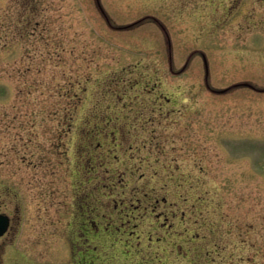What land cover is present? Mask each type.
Returning <instances> with one entry per match:
<instances>
[{
  "label": "rangeland",
  "instance_id": "rangeland-1",
  "mask_svg": "<svg viewBox=\"0 0 264 264\" xmlns=\"http://www.w3.org/2000/svg\"><path fill=\"white\" fill-rule=\"evenodd\" d=\"M0 208V264H264V0H0Z\"/></svg>",
  "mask_w": 264,
  "mask_h": 264
},
{
  "label": "flooded vegetation",
  "instance_id": "flooded-vegetation-1",
  "mask_svg": "<svg viewBox=\"0 0 264 264\" xmlns=\"http://www.w3.org/2000/svg\"><path fill=\"white\" fill-rule=\"evenodd\" d=\"M13 223V218H11L10 214L0 208V240L10 233Z\"/></svg>",
  "mask_w": 264,
  "mask_h": 264
}]
</instances>
